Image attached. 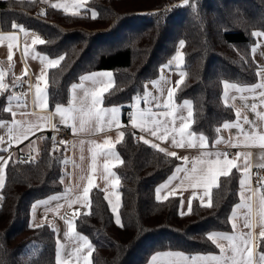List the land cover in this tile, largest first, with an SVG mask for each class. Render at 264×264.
Wrapping results in <instances>:
<instances>
[{
	"label": "trees",
	"instance_id": "1",
	"mask_svg": "<svg viewBox=\"0 0 264 264\" xmlns=\"http://www.w3.org/2000/svg\"><path fill=\"white\" fill-rule=\"evenodd\" d=\"M40 3L0 0V27L8 29L13 23L33 29L43 35L44 43L36 44L38 50L65 57L48 70L49 105L66 102L70 84L92 69L112 71L113 84L102 97L104 105L129 102L183 40L184 83L173 98L176 103L191 100L190 128L212 143L218 126L234 117L232 107L222 100V84L249 85L257 80L250 46L253 30L264 31V0H195L196 12L188 6L177 7L182 0H88L77 12L48 6L44 14L38 12ZM91 11L96 18H91ZM4 76L9 91L0 93V119L8 115L4 106L10 97V75ZM121 109L125 136L114 147L123 162L114 171L124 227L115 223L98 187L89 191L90 208L74 218L75 230L93 245L91 264H142L160 249L216 251L207 232L229 229L228 213L238 199L239 172L232 169L230 176H221L210 189L211 207L192 201L191 212L180 214L177 195L157 199L154 194L155 185L178 159L144 144L124 115L129 106ZM54 140V133L46 130L36 159L12 158L5 170L0 188V264H57L54 230L47 223L32 225L29 220L35 200L63 189L66 140L59 145ZM260 186L264 191L262 182ZM261 252L264 241L258 236L255 254Z\"/></svg>",
	"mask_w": 264,
	"mask_h": 264
},
{
	"label": "crops",
	"instance_id": "2",
	"mask_svg": "<svg viewBox=\"0 0 264 264\" xmlns=\"http://www.w3.org/2000/svg\"><path fill=\"white\" fill-rule=\"evenodd\" d=\"M87 1L88 0H86V2ZM77 4H81L82 6L76 7ZM53 5H63L64 7H53ZM84 5L85 3L83 0H41V3L38 5V12L44 14L48 6L63 12H77L84 8ZM14 25L12 23L8 29L0 27V36H16V40L14 41H9L7 39L0 40V73L3 74L2 82L4 83L5 73H9L11 82L10 99H8L4 106L8 115L0 119V138H3L2 142H0V149L7 150L1 151L0 156L6 159L9 156L18 158L21 155H26L31 152V154L37 157L42 145V137L48 126L56 122L67 126L70 136L64 143L62 159L63 189L35 200L31 204L29 211V220L32 225L47 223L54 230L56 246L55 260L57 262L58 258L64 259L74 246L82 243V241L78 239V234H82L76 230L75 232H69V224L67 222L71 220L74 226V218L78 214L88 210L87 207H82L83 201L80 203H74V201H76L77 197L82 196L83 189L88 187L89 180L92 181L93 187H98L102 190L114 220L116 213L112 211L113 204H116L117 212L119 213L118 210L121 197L118 185L115 183L118 176L114 171V166L119 163L120 156L115 147L110 150L111 154H109V149L104 147V141L110 137L113 145H115L118 142L119 131L122 130V128L118 130L116 126L113 125L110 127L106 122L104 125L105 131H95L97 122L95 120L86 119L87 109L91 104V93L97 91L102 85H108L110 88L113 84V75L111 79L100 76V74L104 72L112 73L110 69H92L82 72L77 80L72 82L70 86L75 83L82 84L83 87H77L73 90L69 86L67 101L64 103H57L63 105L65 108L75 107L77 110V118L76 120L68 119L67 123L62 122L60 114L55 111V106L57 104H48L47 87L44 81L37 80V77L41 74H44L47 79L48 70L51 68L46 67L48 60L57 59L60 55L49 56L45 52L38 50L36 44L32 42L37 38L40 39L38 35L39 32L26 28L20 24L15 25L20 27H14ZM258 31L262 30L254 29L253 33ZM9 44L13 45L11 49L8 48ZM253 49H255V51H253ZM177 53H182L179 44L172 55L159 65L158 74L152 79L146 80L144 82L143 91L134 94L129 102L117 105H104L102 103L99 106L105 108H121L123 105H127L129 106V112H135L137 107L135 97L147 96V101L141 100L139 105L140 108L147 110V108L153 107V110L158 112L175 111L178 116L183 117L185 122L190 125L192 118H187L188 106L183 103L184 100L191 102L190 99L184 98L176 103L173 98L171 103L175 105L174 109H166L164 107L156 109L154 107L156 104L164 105L169 103L167 100L168 91L177 86V82L181 79L180 73H184L182 67L183 63L178 64L175 60ZM250 54L256 65L264 68V37L254 36V42L250 46ZM9 56H11V59H9ZM92 74H96L95 80L82 79V77ZM24 76L28 79V89H21L19 87V80ZM261 82L264 81L257 75V80L254 84L240 85L230 82H224L222 84V100L224 103L231 105L234 111V117L218 126L221 131L218 132L217 137L212 143H208L207 141V147L205 148L199 147V135L201 133L198 132H195L197 135L194 139L197 147L193 148L186 146L177 148L170 140L168 142L155 140L147 133H143L139 129H134L130 125V127L135 130L138 138L144 135L146 139L153 140L159 143L161 147L165 148V153L176 152L179 157L188 158L187 161L178 159L172 171L154 187L156 198L158 196L159 199H164L165 196L170 195L178 196V212L180 214L188 212L189 202L192 203V201H196L201 204L200 197H203V204L206 205L210 200V189L206 194L203 186L191 178L192 168L194 166L197 168L200 167L198 161L214 159L217 152L226 153V150H229L227 153L229 159H236L237 154H240V158L237 160V164L240 165V170L236 169L239 172L238 199L231 206L228 213L229 229H212L207 232L208 237L213 233L232 235L236 238L235 241L224 239L213 241L211 239L216 245L217 250L207 252L187 253L179 249H160L150 253L142 264H149L151 255H154L156 252H183L188 256L221 255L218 247L219 244H223L225 248H228L233 242L239 243L240 235L247 232H251L252 234V250L254 253V264H256L258 260L255 254L256 238L262 230V225H264V191L260 183H256L252 179V169L264 165V149L258 147V142L255 144L251 141L246 142L238 129H224L223 124L234 123L237 120L236 112L239 111L242 122L243 118L247 117L249 121H255L257 125L264 126V118L258 116L251 110V105L256 104L257 112L264 113V104H261L258 98V93L261 89L256 87V85ZM37 83L40 84L43 90L42 97L47 101V107H41V102L37 99ZM226 83L230 86L227 89L225 88ZM4 84H6V81ZM231 85H235L236 87H231ZM225 92H227V96H225ZM233 97H235V99H233ZM8 108H11L12 112H9L7 110ZM81 108L84 109L83 112H80ZM13 113H15V115H13ZM117 116L122 121V109L117 113ZM81 117H85L83 128L81 127ZM179 123L180 121L177 120V126H179ZM73 124H75V130H73ZM249 127L247 123H244L245 129ZM188 131H192L191 128H189ZM177 138L179 137L177 136ZM221 138H223L221 143L215 142ZM188 139H191V137L186 136L185 141ZM10 140L11 144H9ZM248 153L251 155L247 157L246 161L245 156ZM220 158L223 159V156ZM245 163H247L249 168V179H247L244 185H241L240 181L243 178L242 169ZM105 165H107V168ZM177 167H181L185 170L177 173V178L172 180L167 188L162 189L158 193L157 189L160 185L168 182V178L173 175ZM117 196H119L118 203L116 200ZM53 197H55V199H53ZM109 201H111V203ZM237 204L240 205L239 208L234 207ZM233 212H235L234 218ZM246 221L251 224L250 229L245 227ZM233 223L237 225L236 229H233ZM65 233L69 234L65 235ZM80 264H83V261H81ZM193 264H200V262H193Z\"/></svg>",
	"mask_w": 264,
	"mask_h": 264
},
{
	"label": "snow or ice",
	"instance_id": "3",
	"mask_svg": "<svg viewBox=\"0 0 264 264\" xmlns=\"http://www.w3.org/2000/svg\"><path fill=\"white\" fill-rule=\"evenodd\" d=\"M84 3H86V0H83ZM81 4H77L76 7H81ZM182 6H188L193 9L194 12L197 11L195 6V0H182L181 5H177V7ZM53 7H59L63 8V5H53ZM88 11L87 9H85ZM72 15H78V13H72ZM97 13L95 11L91 12V18H96ZM14 27H20L15 26ZM228 29L221 28V31H226ZM256 37H264V31H258L253 33ZM7 39L9 41L16 40V36L10 35L7 37L0 36V40ZM33 44H43L44 41L40 39H35L32 42ZM180 48H183L185 46V41L181 40L179 42ZM13 47L12 44L8 45V48L11 49ZM27 50V49H26ZM255 51V49H253ZM9 59H11V56H9ZM65 57L63 55L59 56L57 59H51L48 60V63L46 67L56 68L60 65L61 61H63ZM183 54L177 53L175 60L178 64L183 63ZM170 66V65H166ZM111 72H104L100 74L101 77H108L111 79L112 77ZM257 75L261 77L262 81H264V68H261L259 65L257 66ZM181 79L177 82V87L172 88L168 91L167 94V100L169 103H166L164 105L156 104L154 107L156 109H159L160 107H164L166 109H174L175 105L171 103L173 96L175 92L178 90L179 86L184 83L183 77L184 73H180ZM84 80H95L96 74L88 75L82 77ZM38 81L43 80L44 84L47 85L48 81L44 74H41L37 77ZM3 74L0 73V93L9 91V88L7 85H5L3 82ZM71 89L75 90L77 87H83L82 84H72ZM230 87L227 83L225 84V88L227 89ZM231 87H236L235 85H231ZM257 88L261 89V91L258 93V98L260 100L261 104H264V82H261L256 85ZM109 90L108 85H102L99 87L97 91H94L91 93V104L87 109L86 113V119L87 120H95L97 122V127L95 128V131L103 132L105 131L104 125L107 122L108 125L116 126L119 130L120 128L124 127L122 124L121 119L117 116V113L121 111V108L119 107H110L105 108L102 106H99L102 104V97L105 92ZM43 90L40 87V84H36V96L37 99L40 100V106L41 107H47V101L43 99L42 97ZM225 96H227V92H225ZM6 99H10V97H7ZM235 99V97H233ZM141 100L147 101V96L144 97H135V103H136V111L135 112H128L125 113L128 117V120L130 122V125L134 129H139L143 133H147L149 136L154 138L155 140L162 141V142H168L169 140L171 143L176 146L177 148L182 147H197V144L194 142V139L196 137V133L193 131H188L190 128L189 123L185 122L183 117H180L176 114L175 111H164V112H158L154 111L153 107L147 108V110H144L139 107ZM75 103V101H74ZM183 103L188 106L187 111V118L191 119L193 116V111L191 107V102L188 100H184ZM99 106V107H98ZM229 107L231 105H228ZM9 112H12L11 108L7 109ZM251 110L256 113L258 116H261L264 118V113L257 112V105L252 104ZM56 113L60 114L62 122L67 123L68 119L76 120L77 118V110L75 107L72 108H65L61 104H57L55 106ZM84 109L81 108L80 112H83ZM15 115V113H13ZM237 120L234 123H224L223 128L224 129H230V128H236L239 130V133L243 136L244 140L246 142L251 141L254 144L258 142V147L264 149V126H259L256 124L255 121H249L247 117L243 118V122L241 121V114L239 111L236 112ZM177 120L180 121L179 126H177ZM81 127L83 128V123L85 122V117H81ZM244 123H247L250 127L248 129L244 128ZM73 130H75V124L72 125ZM38 130V129H37ZM217 132L221 131V129L217 128ZM135 137V133H131ZM125 136V131L120 130L119 131V137L118 141H122ZM177 136L179 138H177ZM191 137V139H188L185 141V137ZM27 138V137H25ZM3 138H0V142H2ZM139 139L147 145H150L152 148L158 149L160 152L165 153V148L161 147L159 143L154 142L153 140L146 139L144 135H141ZM239 139V137H238ZM223 138L216 140V143H221ZM230 142V141H229ZM63 143V142H61ZM9 144H11V140L9 141ZM104 147L109 149V154H111V149L114 147L113 142L111 138L109 137L104 141ZM199 147L205 148L207 147V137L203 135L202 133L199 135ZM7 149H0V151H6ZM55 150V145H54ZM166 155L175 157L179 160L187 161V157H179L176 152H167ZM211 155V154H209ZM251 154L248 153L245 156V160L247 161V157ZM223 156V159L220 157ZM95 158V155H94ZM240 158V154H237L236 159H229L227 156V153H219L217 152L215 154L214 159H206L198 161L200 167H193L192 168V179L196 180V182L203 186L205 189V193H208V190L211 189L214 186H217L218 180L221 176L228 177L231 175L232 169L240 170V165L237 164V160ZM12 160V157L9 156L7 159L3 156H0V188H3L5 183V170L9 164V161ZM26 163L29 161H25ZM122 163L123 161H119ZM264 166V165H262ZM107 168V165H105ZM185 169L181 167H177L173 173L172 176L168 178V182L165 184L160 185V187L157 189V192L159 193L162 189L167 188L172 180H175L177 178V173L184 171ZM243 178L240 181L241 185H244L249 179L248 172L249 168L247 163H245L243 169ZM115 183L119 184V179L117 178ZM262 186H264V181H262ZM93 187L92 181L89 180L88 187H85L83 189V194L81 197H77L76 201L74 203H82V207L90 208V202H89V191ZM242 195V193H241ZM159 199V196L157 197ZM55 199V197H53ZM164 199H167V196L164 197ZM202 206L211 207V201L204 205L203 204V197H200ZM117 203L119 202V196L116 197ZM111 203V201H109ZM235 208H239L240 205L237 204L234 206ZM112 211L116 213L115 215V223L119 225L121 228L124 227L123 223L121 222V218L119 216V213L117 212L116 204L112 205ZM188 212H191V203L189 202ZM90 214V213H89ZM184 214V213H182ZM76 215V214H74ZM235 217V212H233V218ZM69 224V232H75V228L73 226V222L69 220L67 222ZM36 227H44V225H37ZM233 229H236L237 225L235 223L232 224ZM246 228H251V224L249 222H245ZM69 233H65V235H68ZM259 237L261 241H264V225H262V230L259 233ZM78 239L82 241V243L77 244L74 246L71 251L68 253L67 257L64 259H57V264H80L81 261H83V264H91V260L89 257L92 255V249L93 245L89 238L87 236L79 235ZM209 239H212L213 241L218 239H224L228 241H235V237L232 235H228L225 233H213ZM221 255H207V256H188L185 255L183 252H156L154 255H151L149 264H193V262H200V264H254V253H253V245H252V234L251 232L243 233L239 237V243H231V245L228 248H225L223 244L218 245ZM259 262L260 264H264V252H261L259 254Z\"/></svg>",
	"mask_w": 264,
	"mask_h": 264
},
{
	"label": "built area",
	"instance_id": "4",
	"mask_svg": "<svg viewBox=\"0 0 264 264\" xmlns=\"http://www.w3.org/2000/svg\"><path fill=\"white\" fill-rule=\"evenodd\" d=\"M38 35L40 38L43 37L41 33H39ZM19 81V87L21 89L29 88L28 79L26 76L20 78ZM47 131L54 133V143L56 145H59L61 142H64L70 136L67 126L58 122L49 125ZM228 151L229 150H226V153H228ZM20 157L25 160H34L37 158L34 154H31V152L26 155H21ZM252 179L256 183H261L262 181H264V166H257L252 169ZM256 264H260V262L256 261Z\"/></svg>",
	"mask_w": 264,
	"mask_h": 264
},
{
	"label": "rangeland",
	"instance_id": "5",
	"mask_svg": "<svg viewBox=\"0 0 264 264\" xmlns=\"http://www.w3.org/2000/svg\"><path fill=\"white\" fill-rule=\"evenodd\" d=\"M92 12V11H91ZM90 16H91V13L89 14ZM85 27V29L86 30H92V28L90 27V26H87V25H84ZM106 28V27H105ZM258 257H259V255L258 254H256V258L258 259ZM259 260V259H258Z\"/></svg>",
	"mask_w": 264,
	"mask_h": 264
}]
</instances>
